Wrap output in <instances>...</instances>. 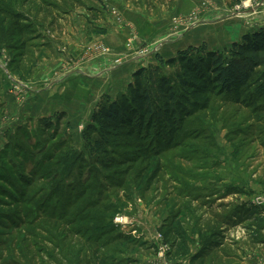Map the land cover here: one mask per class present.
<instances>
[{
    "label": "rangeland",
    "instance_id": "rangeland-1",
    "mask_svg": "<svg viewBox=\"0 0 264 264\" xmlns=\"http://www.w3.org/2000/svg\"><path fill=\"white\" fill-rule=\"evenodd\" d=\"M215 1L203 0V12ZM226 1L236 16H251L248 11L264 5ZM92 2L0 0V9L24 11L34 23L23 39L30 60H20L9 42L0 45V264H189V258L169 256L171 245L160 232L164 223L181 224L197 241L192 254L200 249L201 231H221L225 248L208 264H264V245L252 247L249 223L235 218L242 207L264 209V112L213 98L208 110L186 122L169 152L108 172L90 157L84 132L92 109L105 96H118L95 95L85 113L79 103L54 104L63 79L55 76L40 88L38 74L61 57L52 42L58 47L72 13H92L83 8ZM99 11L107 17L103 5ZM263 21L248 32L263 28ZM199 22L195 13L174 18L188 27ZM99 24L101 33L113 27L105 18ZM203 43L213 49L210 41L198 46ZM110 53L103 44L87 43L81 62ZM12 61L23 65L16 71L19 63ZM122 62L115 59L112 69ZM44 119H50L47 126Z\"/></svg>",
    "mask_w": 264,
    "mask_h": 264
},
{
    "label": "trees",
    "instance_id": "trees-1",
    "mask_svg": "<svg viewBox=\"0 0 264 264\" xmlns=\"http://www.w3.org/2000/svg\"><path fill=\"white\" fill-rule=\"evenodd\" d=\"M32 24L24 11L0 9V45L9 42L22 61L25 57L31 59L26 55L23 39ZM156 60L133 73L124 94L114 100L105 96L84 132L90 157L105 171L148 163L169 152L186 122L208 110L213 98L222 97L231 104L264 112V27L246 33L224 50H214L203 43L181 50L175 57L157 56ZM22 61H12L19 63L16 71ZM49 121L42 120L46 126ZM119 148L128 154H121ZM157 177L156 171L149 185ZM237 212L238 221L249 223L246 228L252 247L264 245V209L242 207ZM160 232L171 245L169 256L189 258V264H208L225 248L224 235L217 230L209 235L200 232V249L195 254L191 247L197 241L181 224L174 227L164 223Z\"/></svg>",
    "mask_w": 264,
    "mask_h": 264
},
{
    "label": "crops",
    "instance_id": "crops-1",
    "mask_svg": "<svg viewBox=\"0 0 264 264\" xmlns=\"http://www.w3.org/2000/svg\"><path fill=\"white\" fill-rule=\"evenodd\" d=\"M92 1V4H86L83 8L92 12L91 9L99 10L103 5L104 10L107 8V17L99 16L100 11L72 13L68 22L69 27L60 38L62 40L58 47L52 42L55 50L61 52V57L59 56L58 61L53 62L50 68L47 66L37 76L40 88L44 87L45 81L55 76L56 80L63 79L62 82L65 84L62 93L54 96V104L66 105L70 108L75 103H79L81 111L85 113L90 112L88 110L92 102L91 98L95 95L100 99L105 94L111 96L124 94L133 73L155 63L157 56L169 59L175 57L181 50L207 41L212 42L211 47L214 50L230 48L252 29V25L257 23L259 26L262 25L261 20L263 21L264 18L263 3L247 12L252 13L251 16L247 14L236 16L229 14L231 6L226 0H216L212 6L215 8L204 12L203 0H169L172 3L168 5L162 0ZM98 5L101 7H97ZM194 13L196 16L199 15V24L188 27L174 23V18L189 17ZM118 17L123 19L121 24L117 22ZM103 18L113 26L106 33L99 31L103 28L99 24V19ZM94 26H96L95 33H91ZM86 34H88V44H103L111 49L108 57L81 62L87 43L83 46L80 43ZM130 38L135 40L131 46H128ZM141 50L147 51L144 57L138 54ZM64 51L69 53L67 59L62 54ZM120 57H123V64L114 71L111 67L112 62ZM59 82L61 81L54 84ZM95 108L92 109L89 119L92 118Z\"/></svg>",
    "mask_w": 264,
    "mask_h": 264
},
{
    "label": "built area",
    "instance_id": "built-area-1",
    "mask_svg": "<svg viewBox=\"0 0 264 264\" xmlns=\"http://www.w3.org/2000/svg\"><path fill=\"white\" fill-rule=\"evenodd\" d=\"M167 248V247H166ZM167 251H170V249L168 248Z\"/></svg>",
    "mask_w": 264,
    "mask_h": 264
}]
</instances>
